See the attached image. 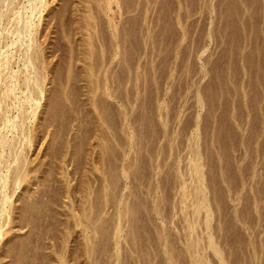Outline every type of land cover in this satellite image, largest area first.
Masks as SVG:
<instances>
[{"label":"rangeland","instance_id":"1","mask_svg":"<svg viewBox=\"0 0 264 264\" xmlns=\"http://www.w3.org/2000/svg\"><path fill=\"white\" fill-rule=\"evenodd\" d=\"M51 1L53 91L34 129L52 125L13 197L19 208L36 198L13 212L14 257L264 264V0ZM88 14L91 27L78 29ZM89 34L93 61L110 57L109 95L100 72L98 88L87 82L83 61L65 82L71 46Z\"/></svg>","mask_w":264,"mask_h":264},{"label":"bare ground","instance_id":"2","mask_svg":"<svg viewBox=\"0 0 264 264\" xmlns=\"http://www.w3.org/2000/svg\"><path fill=\"white\" fill-rule=\"evenodd\" d=\"M86 1H88V0H86ZM104 1H105V4H104L105 9L109 10V9H111L112 2L115 0H104ZM53 2L51 0H0V264H28L25 257H23L25 253L24 254L18 253L19 255L18 256L16 255L14 257L15 254L13 253V251L15 250V248H18V247H13L14 244L12 246L11 245L12 242H11V244H8L9 243L8 239H10L12 237L9 236L10 237L9 238L7 236L10 233L11 234L14 233V229L16 228V226H18V225H14V223H16V221H18V224H20L19 218H18L19 216L16 217L13 214L15 209L16 210L17 209L22 210L25 208L27 210L32 209L34 200L36 199V198L34 199L33 195H30L32 197H29L28 199L26 196V199L28 200V202L25 204L26 200L24 201L25 207H21L22 209L14 205L16 199L14 200L13 197L16 196V198H18L20 196V194H18L19 193L18 190L23 188V185L26 183V181H28V178L30 177L29 175L31 172H30L28 166H29L30 162H32L33 160L31 161V159H29V156H28L29 152L31 151V149L34 145L42 142L43 138L45 137V136L44 137L41 136L42 132L46 131L48 135L50 134L49 128H51V125H52V124L46 123L48 121V119L50 122L52 121V119L50 120L51 117L49 116V118L47 117L48 119L47 118L44 119V121L47 120L46 122H42V124H41L43 126L42 129H40L39 131H36L35 130L36 128L34 129V126L37 124L36 121L39 118H41L38 115V114H41L39 112V109L44 108V106H46L45 103H43L44 104V106H43L42 102L46 101V98L48 95L47 92L51 90L48 87V84H50L52 79H54L53 71L56 68L55 67L54 70H52L53 67L55 66V65L53 66L54 63L51 64L52 61L46 60V59H48V55L51 54V53H48L49 51H46V50H52L51 48L53 47V46L51 47V45H50L51 41L49 40L51 37L50 33L53 30L50 29L51 32L48 33L50 30L49 29H48L49 31L47 30V28H48L47 26H49L51 28L50 25H52L53 27L57 28V26L52 24V23H54V21H52V20L57 19V21H58V16H59L58 14H54V16L51 15V14H53V13H51V12H53V9H51L52 8L51 4ZM89 11H91V10H89ZM62 16H63V14H62ZM47 17L50 19L51 24L49 23V20L47 19ZM90 17H91V15L88 14L87 16L85 15V17L82 18V20L79 19L82 22H81V24L79 22L78 29H85L88 31L89 27H91ZM61 18H63V17H61ZM83 22H84V24H82ZM55 24L57 25L58 23L55 22ZM80 33H82V31ZM87 36H88L86 38L87 40L83 39L82 40L83 42L81 41L82 43H80L79 48H77V45H75L76 48H74L75 46L74 47L71 46L70 54L68 53L70 55V59L68 62L69 65L67 64L69 67L66 66L68 68L66 79H68V80H65V82L68 81V83H70V80L73 77L72 76V74H73L72 70L74 69L73 67H76L74 65L77 64L76 60L80 61V62L83 61L82 67L86 71V74H87L86 77L88 79L87 82L88 83H90L91 81L96 82L97 81L96 77L103 74L102 75V77L104 78L103 84L105 86L104 91H105L106 95H109L106 88L108 86V75H107V73H109V72H108L107 68H108V65L110 64V61H109L110 57H109V59H106L107 57L104 58L105 54L102 52L103 54H101V59H100L101 62H99V63L94 62L93 59H96V56H95L96 54L94 55L93 50H92L93 45H94L92 43L93 40L91 41L92 37H90V34ZM65 38L68 39V43L71 42L72 41L71 40V38H72L71 33H69ZM53 44H54V42H53ZM71 44H72V42H71ZM55 45L56 44H54V46ZM55 47H54V49H55ZM99 51H101V50H99ZM108 51H110V50H108ZM97 52H98V50H97ZM112 54L115 55L116 52L112 53ZM114 55H112V56H114ZM116 55H115V57H116ZM94 56H95V58H94ZM98 56H99V52H98ZM98 61H99V59H98ZM50 64L53 66L52 68L50 67L51 66ZM80 68H81V66H80ZM85 71H82V72H85ZM99 72L101 74H99ZM54 74H56V73L54 72ZM86 77H84V78L86 79ZM100 79H102L101 76H100ZM57 82H59V81H57ZM62 82L63 81H61V83ZM92 82L90 83V85L92 84ZM98 82H102V80L101 81L99 80ZM92 85H94V84H92ZM95 85L98 88L99 85H97L96 83H95ZM87 87H89V86H87ZM61 88H63V87H61ZM72 88H73V86H72ZM67 89L69 90V87ZM90 89H91V87H89L88 90H90ZM92 89L93 90H90L88 92L89 93L91 92V94H94V92H96V91H94V87ZM63 90L65 91V88ZM51 91H53V90H51ZM51 91L49 94L52 93ZM60 91H62V90H60ZM92 91H94V92L92 93ZM65 93H63V94H65ZM59 95H61V94H59ZM95 96H96V94H95ZM70 98H71V96H70ZM94 98H96V97H94ZM47 108H49L48 105H47ZM45 109H46V107H45ZM47 113H48V111H47ZM43 114H41V115H43ZM42 119L41 120L39 119L40 122L42 121ZM49 121H48V123H49ZM41 125H40V128H41ZM48 131H49V133H48ZM46 137H48V136H46ZM45 141L42 142V145L39 148H42ZM197 170H198V168H197ZM28 194H29V192H28ZM87 198H88V196H87ZM72 210H74V209H72ZM86 211H88V210H86ZM88 212L90 213V211H88ZM88 212H86V213H88ZM74 214H76V213H74ZM22 215H24V214H22V212H21L20 213V219H21V217H23ZM86 215L87 214H85V216ZM74 216L77 217V215H74ZM91 217H92V214H91V216L88 214L85 217L86 218L85 226L87 225V227L85 228V229H87V230H85V231H87L86 232L87 233V236H86L87 239L86 240L88 241L87 245H86L88 247H86V248H88L89 251L87 250V252H89V253L92 250L90 248V247H92L91 243L93 240V239L91 240V238H92L91 235H93L92 232H93V230H95V229H93L94 225L92 223L93 221H92ZM77 219H78V217H77ZM81 222H83V220ZM81 222H80V224H81ZM78 224H79V221H78ZM29 227H30V225H29ZM21 228H22V226H21ZM22 241H23V239H22ZM23 243H24V241H23ZM21 244L20 245L18 244V246H21ZM8 246L10 247V249ZM21 247H23V246H21ZM18 250L20 251V253H21V251L23 253L22 249L21 250L18 249ZM25 250H26V246H25ZM62 256L60 255V259H61L60 262H61V264H64L65 262L63 261L64 259ZM6 258L7 259L9 258V260H6ZM65 258H66V256H65ZM91 258H93V257H91ZM29 263L31 264V262H29Z\"/></svg>","mask_w":264,"mask_h":264}]
</instances>
